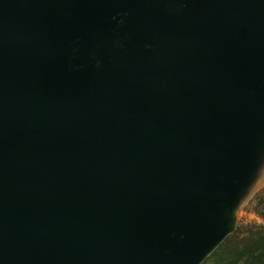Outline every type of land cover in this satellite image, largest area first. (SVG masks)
Segmentation results:
<instances>
[{"label":"water","instance_id":"95a60500","mask_svg":"<svg viewBox=\"0 0 264 264\" xmlns=\"http://www.w3.org/2000/svg\"><path fill=\"white\" fill-rule=\"evenodd\" d=\"M11 1L0 264H195L264 145V0L167 2L142 68L106 77L69 70L68 47L121 0L81 1L67 21L36 3L22 17Z\"/></svg>","mask_w":264,"mask_h":264},{"label":"flooded vegetation","instance_id":"af4514ba","mask_svg":"<svg viewBox=\"0 0 264 264\" xmlns=\"http://www.w3.org/2000/svg\"><path fill=\"white\" fill-rule=\"evenodd\" d=\"M81 1L84 0H12L11 4H15L22 17L25 16V7L36 3L40 9L43 7L45 12L51 14L54 21L58 17L67 21ZM120 2L124 4L123 9L110 21L101 22L99 27L91 29L83 38L69 43V70L92 68L106 77L111 76L120 65L129 62L136 69L142 68L147 61L145 54L155 49L157 35L161 30L166 31L167 10L164 6L169 0ZM38 12L41 13L40 10ZM141 79L142 76L138 75L136 81L141 83Z\"/></svg>","mask_w":264,"mask_h":264},{"label":"rangeland","instance_id":"374dc122","mask_svg":"<svg viewBox=\"0 0 264 264\" xmlns=\"http://www.w3.org/2000/svg\"><path fill=\"white\" fill-rule=\"evenodd\" d=\"M262 190H264V145L257 152L244 182H242V185L237 191L234 198L235 206L230 219L226 223V229L222 239L231 233L239 224H264V220L261 217L262 209L257 206L259 197L264 196V193H262L263 195H259V192ZM221 241L216 243L210 249L203 251L197 258L195 264H210V261L207 258Z\"/></svg>","mask_w":264,"mask_h":264},{"label":"trees","instance_id":"16d2710c","mask_svg":"<svg viewBox=\"0 0 264 264\" xmlns=\"http://www.w3.org/2000/svg\"><path fill=\"white\" fill-rule=\"evenodd\" d=\"M262 193L264 190L259 195ZM257 206L264 220V196L259 197ZM207 259L210 264H264V224L237 225Z\"/></svg>","mask_w":264,"mask_h":264},{"label":"crops","instance_id":"0c3cea01","mask_svg":"<svg viewBox=\"0 0 264 264\" xmlns=\"http://www.w3.org/2000/svg\"><path fill=\"white\" fill-rule=\"evenodd\" d=\"M169 2H176V3H180V4H184L185 2H197V0H169ZM86 42V40H85Z\"/></svg>","mask_w":264,"mask_h":264}]
</instances>
